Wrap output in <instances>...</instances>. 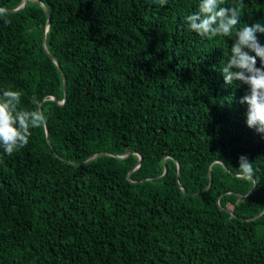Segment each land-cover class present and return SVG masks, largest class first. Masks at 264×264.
<instances>
[{
  "label": "trees",
  "instance_id": "1",
  "mask_svg": "<svg viewBox=\"0 0 264 264\" xmlns=\"http://www.w3.org/2000/svg\"><path fill=\"white\" fill-rule=\"evenodd\" d=\"M40 1L0 0V90L47 116L0 149V264H264V139L220 74L234 36L188 30L199 0ZM242 11L264 24V0Z\"/></svg>",
  "mask_w": 264,
  "mask_h": 264
},
{
  "label": "clouds",
  "instance_id": "2",
  "mask_svg": "<svg viewBox=\"0 0 264 264\" xmlns=\"http://www.w3.org/2000/svg\"><path fill=\"white\" fill-rule=\"evenodd\" d=\"M154 2L163 7L168 0ZM224 3L225 0H199L197 11L187 15L185 23L189 31L201 38L234 36L220 74L225 85L246 86L247 91L239 100L240 104L247 105L246 126L264 139V45L257 37V33L264 34V24L257 22L237 27L241 24L243 0H239V6L222 7ZM6 15L7 10L0 8V17ZM20 104V91L0 90V149L7 156L26 147L31 130L42 128L47 122L43 110L23 109ZM238 163V178L250 181L252 188L258 187L261 182L252 161L241 155Z\"/></svg>",
  "mask_w": 264,
  "mask_h": 264
},
{
  "label": "water",
  "instance_id": "3",
  "mask_svg": "<svg viewBox=\"0 0 264 264\" xmlns=\"http://www.w3.org/2000/svg\"><path fill=\"white\" fill-rule=\"evenodd\" d=\"M26 1L27 0H23V2L18 6V7H16V8H14V9H12V10H17V9H19V8H21L22 6H24L25 5V3H26ZM40 3H41V1L40 0H38ZM48 25H49V15H48V13H47V22H46V28L48 27ZM43 45H44V43H43ZM44 48H45V46H44ZM45 50H46V48H45ZM52 57V59L56 62V65L59 67V64H58V62L55 60V58L53 57V56H51ZM59 69H60V67H59ZM63 91H65V77L63 76ZM64 101V98H63V100L62 101H59V102H63ZM46 131V137L48 138V130L46 129L45 130ZM93 156H95V154L94 155H92V156H90V157H88L87 159H90L91 157H93ZM141 155L139 154V157H138V161H137V163L135 164V166L134 167H137L139 164H140V161H141ZM163 172H166V166H164V171ZM184 189V188H183ZM184 191H185V189H184ZM230 211V210H229ZM264 213V209H263V211L260 213V215H262Z\"/></svg>",
  "mask_w": 264,
  "mask_h": 264
},
{
  "label": "bare ground",
  "instance_id": "4",
  "mask_svg": "<svg viewBox=\"0 0 264 264\" xmlns=\"http://www.w3.org/2000/svg\"><path fill=\"white\" fill-rule=\"evenodd\" d=\"M202 56V55H201ZM221 205V204H220Z\"/></svg>",
  "mask_w": 264,
  "mask_h": 264
}]
</instances>
